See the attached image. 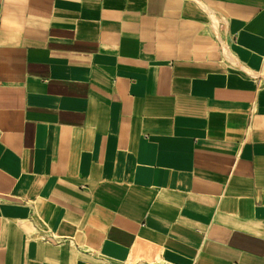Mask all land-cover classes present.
Segmentation results:
<instances>
[{
    "label": "crops",
    "instance_id": "crops-1",
    "mask_svg": "<svg viewBox=\"0 0 264 264\" xmlns=\"http://www.w3.org/2000/svg\"><path fill=\"white\" fill-rule=\"evenodd\" d=\"M0 264H264V0H0Z\"/></svg>",
    "mask_w": 264,
    "mask_h": 264
}]
</instances>
